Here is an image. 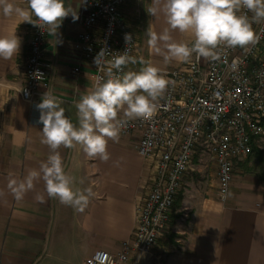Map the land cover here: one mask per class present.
Returning <instances> with one entry per match:
<instances>
[{"label":"crops","instance_id":"obj_1","mask_svg":"<svg viewBox=\"0 0 264 264\" xmlns=\"http://www.w3.org/2000/svg\"><path fill=\"white\" fill-rule=\"evenodd\" d=\"M8 2L28 9L27 0ZM65 4L78 19L69 15L56 34L48 30L44 62L48 89L61 101L66 117L78 125L75 105L91 91L93 67L75 48L83 31L80 0H65ZM152 6L153 0H129L121 8L126 18L140 13L146 24L135 58L142 67L146 63L161 70L180 66L184 62L165 63L148 45L149 30L159 34L168 27L162 12L155 17L148 13ZM31 28L18 15L6 17L0 7V37L15 33L21 40L18 55L0 58V145H4L0 147V264H85L95 250L118 253L122 243L133 236L136 208L150 186L151 165L138 154L134 134L120 135L118 142L108 141L107 162L87 157L79 145L61 146L58 151L72 178L73 191L87 194L91 189L84 211L49 198L43 180L36 181L22 200L15 199L8 188L10 179L19 180L29 170H38L51 153L41 142L43 125L38 122L36 105L19 95ZM171 35L176 42L193 41L190 33L176 30ZM75 66L80 67L77 76L72 75ZM118 118L128 119L122 111ZM205 166L199 162L197 173L203 174ZM211 167L215 166L211 163ZM184 184L174 211L178 218L172 226V232L180 235L177 246L167 244L162 248L166 252L157 247L135 264H264V186L235 176L227 200L221 202L215 184H194L188 177ZM38 195L44 197V203Z\"/></svg>","mask_w":264,"mask_h":264},{"label":"built area","instance_id":"obj_2","mask_svg":"<svg viewBox=\"0 0 264 264\" xmlns=\"http://www.w3.org/2000/svg\"><path fill=\"white\" fill-rule=\"evenodd\" d=\"M128 1L80 0L83 31L75 48L93 67L91 91L97 77L107 79L114 56L129 57L121 71L112 69L122 76L136 54V36L121 11ZM33 21L39 23L35 17ZM48 30L32 24L28 41L19 95L34 105L50 91L44 62ZM255 33L256 41L244 48H221L218 58L206 61L193 55L190 62L161 70L169 85L155 115L149 120L119 118L125 120L120 135H137L136 150L151 165L150 186L136 208L133 236L118 253L98 249L85 264H135L149 255L170 222L176 197L196 158L199 162L206 158L215 166L217 197L227 200L236 161L246 158L264 139V20ZM79 73L80 67L75 66L72 75Z\"/></svg>","mask_w":264,"mask_h":264},{"label":"clouds","instance_id":"obj_3","mask_svg":"<svg viewBox=\"0 0 264 264\" xmlns=\"http://www.w3.org/2000/svg\"><path fill=\"white\" fill-rule=\"evenodd\" d=\"M27 4L25 10L8 0H0L6 17L18 15L23 22L47 27L54 34L67 16L78 19L77 13L66 7L65 0H27ZM160 12L168 27L159 34L149 30L148 45L163 56L165 63L173 60L187 63L193 55L197 60L216 59L221 48H244L255 42L257 36L252 23L264 20V0H153L148 13L155 17ZM33 17L39 23L34 22ZM176 30L190 33L192 43L174 41L171 31ZM20 45L21 40L15 33L0 37V58L8 60L18 55ZM95 63L100 61L96 58ZM128 63L126 54L114 56L107 79L97 77L93 90L76 103L78 125L66 117L61 101L54 94L47 91L42 95L41 102L36 104L40 113L38 122L43 125L41 142L51 153L38 170H29L19 180L10 179L8 188L17 201L33 190L36 181L43 180L49 198H57L66 206L84 211L92 195L91 189L87 194L73 191L72 178L64 170L58 149L79 145L87 157L107 162L110 159L108 141H119L125 123L118 118V113L122 111L128 119H151L169 85L161 69L151 63L122 76L112 71H121ZM37 199L45 202L41 195Z\"/></svg>","mask_w":264,"mask_h":264},{"label":"rangeland","instance_id":"obj_4","mask_svg":"<svg viewBox=\"0 0 264 264\" xmlns=\"http://www.w3.org/2000/svg\"><path fill=\"white\" fill-rule=\"evenodd\" d=\"M125 19L127 23L129 24V26L132 28L134 35L136 36V39L138 42L137 48H139V46L142 43V39L145 34V31H146L145 21L142 19L140 13L138 12L135 15H131L129 18L125 17ZM252 27L255 31L256 28L258 27V24L256 25L255 23H253ZM139 60L140 59L138 57L135 58L134 56V58L131 60L128 66V70L139 71L142 68V64ZM168 68H171V67H168ZM0 147H4V145L3 146L0 145ZM194 163L195 164L193 165L192 170L188 173L186 178L188 177L189 179H191V181H193L194 184H201V183L215 184L216 185L215 189L217 192L218 176H217L216 168L211 167V162L205 158L203 160V164L204 163L206 164L204 168V173L199 174L197 173V168H196V166L199 164V159L196 158L194 160ZM235 176H240L246 181L257 182L260 185L264 186V139H260L255 144L252 152L246 158L236 161L235 166H234L233 178ZM184 183H185V180L183 182L182 188L180 189L176 197L175 204L172 209L171 216H170V222L167 228L162 232L161 236L159 237L158 241L152 248L151 252L154 251L157 247L162 249L164 246H167V244L169 247L177 246V240L180 235L172 232V226L175 221L174 219L178 218V216L174 213V211H175V207L179 203L181 193L185 186ZM162 251L166 252V249H162ZM162 259L163 257L160 258V260Z\"/></svg>","mask_w":264,"mask_h":264}]
</instances>
